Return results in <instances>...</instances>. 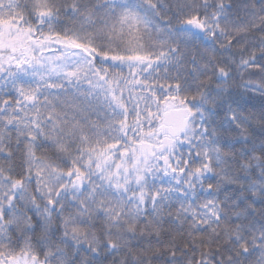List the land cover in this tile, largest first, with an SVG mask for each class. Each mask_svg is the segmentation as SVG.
I'll return each instance as SVG.
<instances>
[{
    "label": "snow or ice",
    "instance_id": "snow-or-ice-1",
    "mask_svg": "<svg viewBox=\"0 0 264 264\" xmlns=\"http://www.w3.org/2000/svg\"><path fill=\"white\" fill-rule=\"evenodd\" d=\"M0 264H264V0H0Z\"/></svg>",
    "mask_w": 264,
    "mask_h": 264
},
{
    "label": "trees",
    "instance_id": "trees-1",
    "mask_svg": "<svg viewBox=\"0 0 264 264\" xmlns=\"http://www.w3.org/2000/svg\"><path fill=\"white\" fill-rule=\"evenodd\" d=\"M257 103H258V101H257Z\"/></svg>",
    "mask_w": 264,
    "mask_h": 264
}]
</instances>
